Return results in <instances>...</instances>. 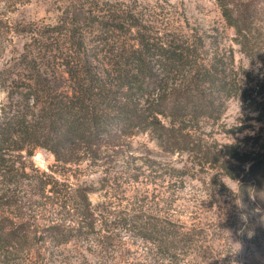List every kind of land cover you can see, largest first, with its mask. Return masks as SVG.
Listing matches in <instances>:
<instances>
[{"label": "rangeland", "instance_id": "rangeland-1", "mask_svg": "<svg viewBox=\"0 0 264 264\" xmlns=\"http://www.w3.org/2000/svg\"><path fill=\"white\" fill-rule=\"evenodd\" d=\"M75 1L0 0V111L13 80L36 75L28 62L53 77L54 27ZM111 1L136 4L161 31L197 38L205 60L221 59L247 97H218L214 116L177 117L170 143L134 129L67 162L42 146L5 144L0 202L10 203L0 219L21 242L0 249V264H264V191L250 184L245 161L264 153V110L254 102L264 95V0L248 53L215 0ZM192 80L177 73L170 86ZM147 227L157 239L143 236Z\"/></svg>", "mask_w": 264, "mask_h": 264}, {"label": "trees", "instance_id": "trees-1", "mask_svg": "<svg viewBox=\"0 0 264 264\" xmlns=\"http://www.w3.org/2000/svg\"><path fill=\"white\" fill-rule=\"evenodd\" d=\"M215 1L248 53L261 15L259 0ZM145 15L136 4L111 0H76L68 7L54 27L58 35L49 50L59 61V76L52 68L49 77L47 66L34 59L25 67L36 75L21 77L20 83L13 80L7 90L0 111V166L6 160L5 144L11 151L42 146L67 162L134 129H151L166 143L178 141L177 117L188 112L214 116L218 97H247L221 59L205 60L197 38L161 31ZM177 73L194 80L183 88L170 86ZM260 99L254 102L264 110V95ZM257 155L245 159L250 163L247 175L250 184L264 191V153ZM82 197L89 213L87 194ZM10 225L0 219V249L21 242L17 227ZM61 228L62 223L50 226L53 238ZM142 233L155 240L159 230L147 227Z\"/></svg>", "mask_w": 264, "mask_h": 264}]
</instances>
